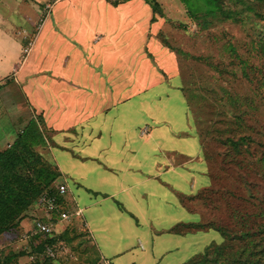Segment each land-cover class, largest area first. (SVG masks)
Returning a JSON list of instances; mask_svg holds the SVG:
<instances>
[{"label":"crops","instance_id":"obj_1","mask_svg":"<svg viewBox=\"0 0 264 264\" xmlns=\"http://www.w3.org/2000/svg\"><path fill=\"white\" fill-rule=\"evenodd\" d=\"M15 1H23L25 10L35 15L16 21L14 12L7 17L0 13V91L4 99L15 91L20 96L12 121L26 124L36 115L49 133L48 158L66 184L64 204L80 210L86 239L98 252L94 236L108 239L112 224L125 236L146 234L147 253L139 256L151 263L187 252L195 237L167 229L201 219L199 212L179 203L178 195H188L187 182L191 186L195 179L196 191L209 180L180 90L176 57L157 41L158 21L149 4ZM40 17V28L32 36ZM30 39L22 59L21 49ZM22 127L13 128L14 136L6 141L8 135H0V149ZM178 156L184 161L175 162ZM197 173L204 178L197 180ZM28 217L26 213L20 220V231H28ZM12 234L0 235V243ZM128 241L123 240L127 263L140 264ZM112 248L117 262L120 244Z\"/></svg>","mask_w":264,"mask_h":264},{"label":"rangeland","instance_id":"obj_2","mask_svg":"<svg viewBox=\"0 0 264 264\" xmlns=\"http://www.w3.org/2000/svg\"><path fill=\"white\" fill-rule=\"evenodd\" d=\"M154 1L157 8L154 14L158 21L155 37L176 57L178 71L182 76L180 80L183 79L184 87L188 89L186 96L191 110L203 115L205 119L211 118L210 121H202V126L217 121L218 127L230 129L226 132L228 135L245 132L264 144V48L262 43L264 3L257 0H218L217 5L213 6V4H207L205 0ZM185 2L187 7L183 5ZM27 4L29 8L30 5ZM9 5L12 7L10 8ZM31 10H25L23 1L19 3L15 0H0V13L4 17L14 12L15 19L24 17L26 20V16L34 17L35 14ZM34 32L33 29L31 34ZM15 93L12 94L14 97L7 96L8 98L4 99L5 92L0 91V135L3 133L8 135L5 141L14 136L13 128L25 125L23 121L16 122L11 119V116L18 111L21 102L20 96L16 91ZM234 116L239 118L235 120ZM30 119L36 121L44 140V145L35 144L32 145V149L39 152L44 161H50L48 158L49 133L40 124L38 116L34 115ZM232 121L236 123L232 124ZM240 123L243 125L237 128L236 126ZM22 130L18 134H21ZM204 148L206 153L211 155L219 150L212 141H209L208 145L204 144ZM176 160H178L177 157H174L175 162ZM216 164L212 163L214 167ZM256 167L255 162L254 168ZM234 176L235 173L230 172L226 177L219 174L215 189L217 196H214L210 205L204 206L200 200H194L186 202V206L190 210L199 212L203 220L209 221L212 218L214 224L230 232L251 229L258 223H264V190L263 193L259 190L260 186L264 185V178L253 173L249 175L253 178L251 182L257 184L256 194L259 197H255L247 196L244 186ZM201 177L204 178V175L200 173L195 176L197 180ZM69 186L74 188L71 183ZM196 186L195 179L191 186L190 182H187L185 192L188 195L194 194ZM67 205L69 206L66 208L72 211V206L69 203ZM28 210L27 215L31 219L28 231L19 230L0 243L1 254L8 251L21 254L11 264H33V261L40 263L44 259L40 251H34L32 248L40 239V233L35 232V222L40 220L45 212L40 205L36 204V200ZM239 215L245 216L243 218L245 223L239 222ZM79 221V218L72 217L66 223L56 222L53 236L67 227L73 228L75 237L69 242L57 239L65 246L66 251L56 253L54 264H91L85 260L90 259L91 254L88 252L81 254L83 248L91 243L83 232L75 229ZM111 225L108 239L104 238L100 241L97 236H94L100 257L98 264H128V255L124 252L126 248H123L124 238L129 239V243L132 241L136 259L140 261V264H183L192 255L201 252L209 242L220 240L219 234L211 229L193 232L188 235L195 238L188 242L187 252L173 253L174 258H168V255H165L162 259L157 258L155 263H151L149 258L144 259V256H139L143 250L145 254L147 253V244L143 241L147 238L146 234L132 232L125 236L122 228L117 230ZM135 236L139 238L138 241ZM161 236H165V233ZM117 243L120 244L118 249L120 256L116 262L112 256L116 249L112 247Z\"/></svg>","mask_w":264,"mask_h":264},{"label":"trees","instance_id":"obj_3","mask_svg":"<svg viewBox=\"0 0 264 264\" xmlns=\"http://www.w3.org/2000/svg\"><path fill=\"white\" fill-rule=\"evenodd\" d=\"M149 4L151 11L156 13V2L144 0ZM183 2L182 0H180ZM207 4L216 6L218 0H205ZM264 3V0H257ZM185 2L183 5L187 7ZM264 48V40H263ZM262 48V46H261ZM263 50V49H262ZM264 53V52H263ZM181 76V74H179ZM182 78V76L180 77ZM183 80V79H182ZM181 80L180 90L186 101L188 112L194 126L196 137L201 149V157L205 163V175L208 185L199 188L194 194L178 195L179 203L186 206V202L200 200L202 205H210L216 192V185L219 174L229 175L235 173L236 179L244 187L247 196H257V184L252 183L251 173L264 178V144L255 140L251 134L245 132L228 135L229 128L222 129L217 126V121L202 126V121H210L203 118L198 112L191 110L186 94L188 89L184 87ZM235 120L239 118L234 116ZM40 121V118L38 117ZM236 123V121H232ZM41 124V121H40ZM240 125L236 126L237 128ZM231 129H236L231 127ZM212 141L218 151L206 153L204 144ZM48 142L50 140L48 136ZM44 145L43 135L37 127L34 119H29L23 127L21 134L4 149H0V235L3 233H16L19 231V222L26 216L29 207L33 204L41 192H47L55 198L61 208H66L63 195L56 191V184L59 179V172L56 166L50 161H44L39 152L32 149V145ZM254 157V160L252 158ZM184 157L178 156V162L184 161ZM215 161V162H214ZM256 162L257 167L254 168ZM212 163H217L214 167ZM262 189V190H261ZM259 190L263 193L264 185ZM233 194L232 192H230ZM264 194V193H263ZM205 195V196H204ZM212 195V196H210ZM229 195V194H228ZM221 196V195H218ZM230 196V195H229ZM215 203V200H214ZM226 205V204H225ZM220 209L219 206L215 205ZM213 208V207H212ZM190 210V209H189ZM241 224L245 223V216H238ZM200 220L196 222H176L167 229L168 233L183 235L209 229L217 232L220 236L218 242L211 241L206 244L201 252L192 255L183 264H264V223H258L251 229H240L228 231L222 226L214 224L212 218L209 221ZM40 220H43L40 218ZM54 234V233H53ZM47 236L40 233V239L32 248L34 251H42L44 244L64 240L69 242L74 238L73 228H64L56 236ZM234 244V246H233ZM88 252L91 258H86L87 263L98 264L100 257L93 245L85 246L81 252ZM1 254V253H0ZM19 254L8 251L0 255V264H11ZM33 264H54L51 259L45 258L42 262L33 261Z\"/></svg>","mask_w":264,"mask_h":264},{"label":"built area","instance_id":"obj_4","mask_svg":"<svg viewBox=\"0 0 264 264\" xmlns=\"http://www.w3.org/2000/svg\"><path fill=\"white\" fill-rule=\"evenodd\" d=\"M45 13L49 11V4H45L44 6ZM43 19V18H42ZM42 19H38L36 24L34 25V30L40 28L42 23ZM34 32V33H35ZM33 36V34H32ZM33 38V37H32ZM32 43V39H30L21 49L22 59H24L30 49ZM56 191L59 195H63L66 191V184L63 180H60L56 184ZM36 204L40 205V208L44 210L43 220H38L35 222V232L42 233L47 236H52L55 232V224L56 222H68L72 217L80 219V210L78 208L72 209L69 211L67 208H61L59 204L56 203L55 198L49 195L47 192H41L40 195L36 198ZM75 229L79 232H85V224L82 218L79 221V224L76 225ZM66 249L65 246L59 242L54 241L51 244H44L41 254L48 259L54 261L57 252L65 253Z\"/></svg>","mask_w":264,"mask_h":264}]
</instances>
